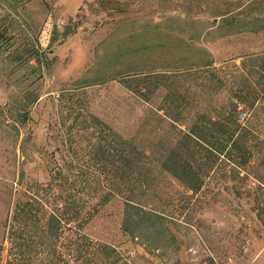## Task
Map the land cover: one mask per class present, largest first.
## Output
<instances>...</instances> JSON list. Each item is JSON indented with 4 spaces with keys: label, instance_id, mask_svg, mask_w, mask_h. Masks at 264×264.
<instances>
[{
    "label": "rangeland",
    "instance_id": "obj_1",
    "mask_svg": "<svg viewBox=\"0 0 264 264\" xmlns=\"http://www.w3.org/2000/svg\"><path fill=\"white\" fill-rule=\"evenodd\" d=\"M73 22L74 33L63 37ZM260 54L264 0H0V264L7 260L13 204L24 186L43 183L54 171L55 150L64 152L78 114H93L124 139L160 142V112H148L119 76L192 72L208 61L222 68ZM203 78L178 79L180 94L193 102L186 110L211 115L242 88L254 92L248 76L212 96L216 84L210 79L206 86ZM162 95L153 97L154 108L162 107ZM236 118H247L241 107ZM253 123L264 142V105ZM229 172L227 166L211 175L193 196L173 179L157 178L149 204L168 217L174 242L166 248L148 253L122 232L118 198L96 206L83 232L111 247L122 264H264V228L251 198L236 195L253 181H231ZM261 172L254 167L251 176Z\"/></svg>",
    "mask_w": 264,
    "mask_h": 264
},
{
    "label": "trees",
    "instance_id": "obj_2",
    "mask_svg": "<svg viewBox=\"0 0 264 264\" xmlns=\"http://www.w3.org/2000/svg\"><path fill=\"white\" fill-rule=\"evenodd\" d=\"M15 5L21 0H7ZM76 23L63 28L66 37ZM55 31H52L53 39ZM40 56H42L40 54ZM217 68L204 62L196 70L160 71L119 76L118 83L145 104L148 112L165 122L156 145L124 139L93 114L84 111L64 152L43 183L31 182L22 188L6 224L5 264H122L109 246L90 240L83 232L95 213L113 198L122 203L120 228L129 238L141 240L150 249L166 248L173 241L168 217L151 206L157 178L167 176L193 196L204 180L228 166L231 181L252 186L237 190L238 197H250L256 220L264 228V142L254 133V119L264 105V54L244 56ZM204 77L214 80V96L231 80L254 79V92L243 88L228 99L224 111L214 114L191 112L192 101L180 94L179 78ZM187 76V77H186ZM114 80V79H113ZM211 85V84H210ZM162 93L161 108L152 99ZM247 118H236L238 108ZM254 158V160H252ZM254 167L261 174H254ZM256 172V171H255ZM240 174H242L240 176ZM188 196V197H190ZM2 248L0 246V255ZM1 262V258H0Z\"/></svg>",
    "mask_w": 264,
    "mask_h": 264
},
{
    "label": "built area",
    "instance_id": "obj_3",
    "mask_svg": "<svg viewBox=\"0 0 264 264\" xmlns=\"http://www.w3.org/2000/svg\"><path fill=\"white\" fill-rule=\"evenodd\" d=\"M239 117H241V118H242V117H243V115H241V114H240V115H239Z\"/></svg>",
    "mask_w": 264,
    "mask_h": 264
}]
</instances>
